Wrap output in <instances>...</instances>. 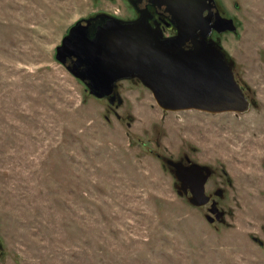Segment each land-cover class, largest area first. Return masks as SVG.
I'll use <instances>...</instances> for the list:
<instances>
[{
	"label": "rangeland",
	"instance_id": "rangeland-1",
	"mask_svg": "<svg viewBox=\"0 0 264 264\" xmlns=\"http://www.w3.org/2000/svg\"><path fill=\"white\" fill-rule=\"evenodd\" d=\"M215 2L245 114L164 112L138 80L91 96L56 48L121 0H0V264H264V0ZM166 159L212 169L221 222Z\"/></svg>",
	"mask_w": 264,
	"mask_h": 264
},
{
	"label": "water",
	"instance_id": "water-1",
	"mask_svg": "<svg viewBox=\"0 0 264 264\" xmlns=\"http://www.w3.org/2000/svg\"><path fill=\"white\" fill-rule=\"evenodd\" d=\"M161 1L176 18L175 36L167 38L150 24L125 23L106 14L97 15L78 21L70 29L56 48V60L86 84L91 96L108 98L110 105L122 106L116 91L121 81L138 80L151 90L164 112H249L252 102L235 77L234 60L219 41L209 38L213 31L237 32L234 21L216 11V24L211 25L210 15L205 12L211 14L217 8L215 0ZM105 17L108 22L93 36L85 34L94 20ZM68 60L73 65H68ZM164 161L175 175L181 197L194 207L210 205L212 195H207L206 188L213 175L210 167L190 161L189 165L172 159ZM209 214L206 217L210 224L224 218L216 201L211 202Z\"/></svg>",
	"mask_w": 264,
	"mask_h": 264
},
{
	"label": "flooded vegetation",
	"instance_id": "flooded-vegetation-1",
	"mask_svg": "<svg viewBox=\"0 0 264 264\" xmlns=\"http://www.w3.org/2000/svg\"><path fill=\"white\" fill-rule=\"evenodd\" d=\"M121 1L123 2V4L127 5L126 8L131 9V11L133 12V15H131L130 18H125V19L119 18L125 23H133L134 21H138L141 23H146L147 25L150 24L153 28L155 29L158 28L162 32H164L165 37L167 38L173 37L177 34L176 29H175L176 18L172 16V14L168 11L167 5L161 0H121ZM216 11H219L220 14L222 13L221 9L218 7L216 9H213L211 14H209L208 11L205 12V15H210L209 20H210L211 25L216 24V17L213 16L214 13H216ZM116 19L118 18L116 17ZM107 22H108V19L106 17L94 20L91 23V25L85 30V34H87V36L89 37L93 36L96 29L101 26H104ZM214 34H217V32L214 31L211 34V36H209V38L213 39L212 37L214 36ZM67 63L68 65H73L72 60H68ZM189 161L190 160H186L185 163L187 165H189L190 162L192 163V161L190 162ZM223 193L224 191L222 189H218L212 194L207 193V195L209 196L212 195L210 206H211V202L216 201V197L221 198L223 196ZM216 203L218 202L216 201ZM218 208H219V203H218ZM219 210L221 211V209Z\"/></svg>",
	"mask_w": 264,
	"mask_h": 264
}]
</instances>
